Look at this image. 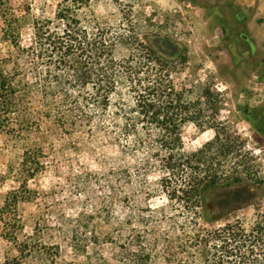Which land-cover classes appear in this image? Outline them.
Listing matches in <instances>:
<instances>
[{
  "label": "rangeland",
  "instance_id": "obj_1",
  "mask_svg": "<svg viewBox=\"0 0 264 264\" xmlns=\"http://www.w3.org/2000/svg\"><path fill=\"white\" fill-rule=\"evenodd\" d=\"M82 1L0 0V69L8 76L22 73L13 78V107L0 115V212L11 192L26 197L17 220L12 213L4 216L7 223L0 219V264H99L101 255L138 252L146 241L156 255L154 264H228L217 259L229 250L220 235L194 232L237 219L250 225L258 209L264 212V0ZM71 2L83 26L97 19L110 35H124L116 45L119 60L142 53L158 37L184 47L186 58L170 64L173 81L193 88L194 98L200 85L210 86L221 107L203 126L184 125V149L192 153L217 132L222 137L235 132L234 161L245 160L248 181L260 190L253 205L213 222L202 216L195 226L177 213L173 219L172 203L160 186L162 173H149L144 184L133 162L114 159L112 144L65 134L54 115L42 120L41 114L52 111L41 102L43 78L37 72L45 67L23 49L34 39L35 22L55 21ZM8 21L16 31L6 33ZM132 32L138 50L128 38ZM38 149L44 167L25 181L23 156ZM24 242L29 246L22 252Z\"/></svg>",
  "mask_w": 264,
  "mask_h": 264
},
{
  "label": "trees",
  "instance_id": "obj_2",
  "mask_svg": "<svg viewBox=\"0 0 264 264\" xmlns=\"http://www.w3.org/2000/svg\"><path fill=\"white\" fill-rule=\"evenodd\" d=\"M72 4L60 8L55 21L35 22L34 39L23 49L45 67L37 72L43 78L41 102L51 105L52 111L41 114L42 120L54 115L65 134H83L80 138L87 141L112 144L117 150L114 159L133 162L144 184L149 173H162L160 186L172 203L173 219L179 214L195 226L202 216L213 222L253 205L260 190L248 181L245 160L241 164L234 161L235 132L227 137L217 132L195 152L184 149V125L192 122L203 126L207 116L216 118L221 109L210 86L200 85L201 92L194 98L193 88L178 87L173 81L170 64L175 57L186 58L184 47L158 37L154 45L143 46L142 53L134 51L128 59L119 60L115 50L124 35H110L111 29L97 19L83 26ZM16 29L14 22H7L6 33ZM128 38L138 50L137 34L132 32ZM21 75V70L8 76L0 69V115L13 107L17 94L13 78ZM43 156L42 149L25 153V181L44 167ZM25 200L22 191L11 192L0 219L7 223L4 216L12 213L17 220L19 203ZM194 235H220L229 248L217 255L221 263L264 264V212L259 209L250 225L237 219L210 230L195 229ZM28 246V242L20 244L21 251ZM151 246L146 241L138 252L120 251L110 258L101 255L99 264H154L156 255Z\"/></svg>",
  "mask_w": 264,
  "mask_h": 264
},
{
  "label": "crops",
  "instance_id": "obj_3",
  "mask_svg": "<svg viewBox=\"0 0 264 264\" xmlns=\"http://www.w3.org/2000/svg\"><path fill=\"white\" fill-rule=\"evenodd\" d=\"M263 12H264V7L262 8Z\"/></svg>",
  "mask_w": 264,
  "mask_h": 264
}]
</instances>
